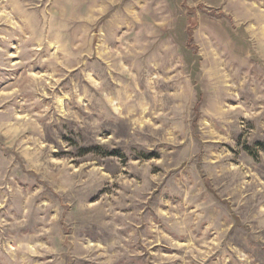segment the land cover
Wrapping results in <instances>:
<instances>
[{
	"label": "rangeland",
	"instance_id": "obj_1",
	"mask_svg": "<svg viewBox=\"0 0 264 264\" xmlns=\"http://www.w3.org/2000/svg\"><path fill=\"white\" fill-rule=\"evenodd\" d=\"M0 264H264V0H0Z\"/></svg>",
	"mask_w": 264,
	"mask_h": 264
}]
</instances>
